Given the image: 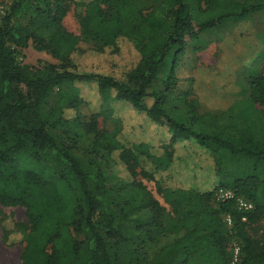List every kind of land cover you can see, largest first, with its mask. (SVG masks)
<instances>
[{
    "label": "trees",
    "instance_id": "trees-1",
    "mask_svg": "<svg viewBox=\"0 0 264 264\" xmlns=\"http://www.w3.org/2000/svg\"><path fill=\"white\" fill-rule=\"evenodd\" d=\"M66 3L75 4L81 33L98 44V52L110 51L119 60L120 44L128 43L139 56L135 67L115 77L80 71L72 64L79 50L77 38L62 26ZM109 10L114 14L108 19ZM263 10L264 0H151L149 5L134 0L12 2L0 21V205L24 210L26 230L16 226L24 238L19 264H149L145 247L165 234L179 237L162 246L152 264H230L222 220L227 216L230 236L240 250L238 264H264V239L255 240L249 232L264 218V112L255 109L264 104V75L247 80L248 107L262 116L260 139L249 128L208 125L211 116L198 114L190 102L183 111L165 108L185 38L195 40L222 22ZM26 13L33 19L23 27L17 19ZM29 41L59 65H17L13 48L23 49ZM158 81L163 89L155 88ZM77 84L94 86L104 106L121 103L160 132L162 154L155 155L145 143L123 147L118 131L101 132L98 119L105 112L92 113L89 122L81 124L84 133L92 135L91 151L103 152L100 159H111L119 151L118 159L131 179L122 188L119 204L108 199L109 176L102 162H82L50 131L69 126L61 117L62 108L75 110L83 103ZM60 88L65 90L58 104L46 111L54 90ZM203 156L211 166L201 173L204 182H197L196 190L165 188L154 178L170 172L174 164L179 172L178 164ZM138 175L155 183L170 210L166 220L159 202L136 180ZM205 178L211 179L207 186ZM219 190L232 192L233 198L214 207L211 201ZM237 198L249 202L252 211H238ZM141 212L148 213L146 224H124Z\"/></svg>",
    "mask_w": 264,
    "mask_h": 264
},
{
    "label": "rangeland",
    "instance_id": "rangeland-1",
    "mask_svg": "<svg viewBox=\"0 0 264 264\" xmlns=\"http://www.w3.org/2000/svg\"><path fill=\"white\" fill-rule=\"evenodd\" d=\"M0 1L3 6V15H0L4 19L9 6L18 0ZM134 1L146 5L151 2V0ZM239 1L249 4L259 2V0ZM65 8L67 12L62 19V26L77 38L79 53L73 56L72 64H76L80 71L123 77L126 72L135 67L139 56L133 46L121 43L119 60L115 55H111L110 51L98 52V44L95 41L86 40L81 33L75 4L66 3ZM113 14V11L109 10L108 19ZM32 19L33 15L26 13L20 16L17 22L27 27ZM36 33L39 34L38 31ZM42 36L46 37L47 33H43ZM13 52L15 62L19 66L42 68L47 65H59L48 51L38 47L32 41H29L23 49L13 48ZM256 75H264V10L242 19L222 22L216 28L200 34L195 40L185 38L184 52L176 58L175 86L167 97L165 108L169 112H174L175 109L183 111L185 105L190 102L195 105L198 114L211 116L207 118L208 125L216 123L218 126L233 127L238 130L249 128L253 135L260 139L263 136L262 122L258 120V117H262L261 113H253L247 104L249 95L247 80ZM75 88L78 89L83 103L75 110L62 108L61 117L69 126H58L51 128L50 131L69 144L82 162H88L90 159L102 162L103 169L109 176L106 186L108 199L112 204H119L123 198L124 184L131 182L124 165L118 159L119 151L115 152L111 159H100L103 152L98 149L91 151L89 145L92 135L85 134L81 124L88 123L92 113L105 112L98 119L97 127L101 132L111 134L118 131V140L123 147L134 143H145L152 146V152L155 155L162 154L160 132L143 115L135 114L121 103L104 106L94 86L77 84ZM155 88L163 89L160 81L156 82ZM63 90L65 88L54 90L46 111L56 107L59 94ZM255 109L264 112V104L256 105ZM95 152H99L97 156ZM178 166L182 168L179 172L175 173L174 164L170 172L154 175L155 180L165 188L196 190L197 182H204L201 173L210 169L211 162L203 156L191 159L186 165L182 163ZM144 168L147 172H152L149 167L144 166ZM136 180L159 202L166 220L170 210L157 193L155 183L140 175L136 177ZM205 180L207 186L211 179L208 178L207 181L205 178ZM220 193L219 190L211 201L214 207L223 200ZM225 219L222 217L229 236L226 254L232 264L235 249H239V246L230 236L232 223L228 225ZM148 220V213L141 212L133 219L125 221L124 224L132 227L136 223L146 224ZM19 225L26 230L24 210L0 205V264H19V257L24 247L23 234L16 229ZM249 232L255 240L264 239V218L252 225ZM177 237L179 235L165 234L159 237L155 244H148L145 250L149 264H152L155 254L162 246L171 243ZM239 260L240 253L235 264H238Z\"/></svg>",
    "mask_w": 264,
    "mask_h": 264
},
{
    "label": "built area",
    "instance_id": "built-area-1",
    "mask_svg": "<svg viewBox=\"0 0 264 264\" xmlns=\"http://www.w3.org/2000/svg\"><path fill=\"white\" fill-rule=\"evenodd\" d=\"M2 13H3V6L1 5V1H0V14H2ZM2 15H0V21L2 19ZM220 192H221L220 193L221 196L223 197L222 202L230 200V199L233 198V194L230 191L220 190ZM235 205H236V208H237L238 211H243V212H251L252 211V205L249 202H247L246 200L242 199V198H237L235 200ZM225 220H226L228 225L231 224L230 217H226ZM239 253H240V250L238 248L235 249L234 257L232 258V264L236 263V261H237V259L239 257Z\"/></svg>",
    "mask_w": 264,
    "mask_h": 264
}]
</instances>
